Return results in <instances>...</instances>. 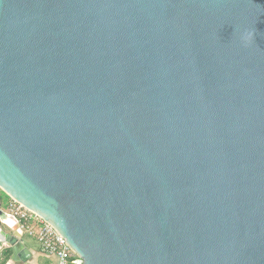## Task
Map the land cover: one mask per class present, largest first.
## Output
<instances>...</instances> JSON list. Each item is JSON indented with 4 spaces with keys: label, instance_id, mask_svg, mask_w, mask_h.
Instances as JSON below:
<instances>
[{
    "label": "water",
    "instance_id": "obj_1",
    "mask_svg": "<svg viewBox=\"0 0 264 264\" xmlns=\"http://www.w3.org/2000/svg\"><path fill=\"white\" fill-rule=\"evenodd\" d=\"M0 190L83 264H264V0H0Z\"/></svg>",
    "mask_w": 264,
    "mask_h": 264
},
{
    "label": "built area",
    "instance_id": "obj_2",
    "mask_svg": "<svg viewBox=\"0 0 264 264\" xmlns=\"http://www.w3.org/2000/svg\"><path fill=\"white\" fill-rule=\"evenodd\" d=\"M7 212L18 220L21 232L33 238L42 253L52 259L50 264H83V258L74 252L67 239L39 214L11 197Z\"/></svg>",
    "mask_w": 264,
    "mask_h": 264
},
{
    "label": "crops",
    "instance_id": "obj_3",
    "mask_svg": "<svg viewBox=\"0 0 264 264\" xmlns=\"http://www.w3.org/2000/svg\"><path fill=\"white\" fill-rule=\"evenodd\" d=\"M6 229H7V227H6ZM7 230L9 231V229H7ZM23 237H24V234H23ZM23 243H25L24 240H23ZM25 244H26L27 248L29 249V251L31 252L30 259L27 262H15V261L9 259L6 264H8L9 261H12V264H50L51 263L52 259L49 256L42 253L38 243H37V250L32 249L27 243H25ZM6 249L7 248H4L1 252L5 251ZM41 259H44V262H41Z\"/></svg>",
    "mask_w": 264,
    "mask_h": 264
},
{
    "label": "rangeland",
    "instance_id": "obj_4",
    "mask_svg": "<svg viewBox=\"0 0 264 264\" xmlns=\"http://www.w3.org/2000/svg\"><path fill=\"white\" fill-rule=\"evenodd\" d=\"M0 199H1V207L3 210L7 211V203L9 201V197L0 190ZM23 240L27 243L32 249L37 250V243L28 235H24ZM41 262H44V259H41Z\"/></svg>",
    "mask_w": 264,
    "mask_h": 264
},
{
    "label": "trees",
    "instance_id": "obj_5",
    "mask_svg": "<svg viewBox=\"0 0 264 264\" xmlns=\"http://www.w3.org/2000/svg\"><path fill=\"white\" fill-rule=\"evenodd\" d=\"M11 250L6 249L5 251L1 252L0 264H6L7 261L10 259Z\"/></svg>",
    "mask_w": 264,
    "mask_h": 264
},
{
    "label": "clouds",
    "instance_id": "obj_6",
    "mask_svg": "<svg viewBox=\"0 0 264 264\" xmlns=\"http://www.w3.org/2000/svg\"><path fill=\"white\" fill-rule=\"evenodd\" d=\"M13 227H14V225H13ZM18 231H20V230H18ZM4 246H7L6 242H4ZM8 264H12V261H9Z\"/></svg>",
    "mask_w": 264,
    "mask_h": 264
}]
</instances>
